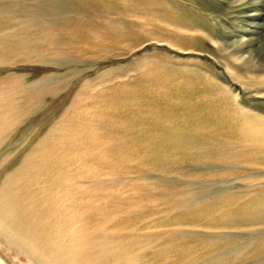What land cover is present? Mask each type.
Here are the masks:
<instances>
[{
  "label": "rangeland",
  "instance_id": "1",
  "mask_svg": "<svg viewBox=\"0 0 264 264\" xmlns=\"http://www.w3.org/2000/svg\"><path fill=\"white\" fill-rule=\"evenodd\" d=\"M18 86L21 146L132 264H264V0H0Z\"/></svg>",
  "mask_w": 264,
  "mask_h": 264
},
{
  "label": "bare ground",
  "instance_id": "2",
  "mask_svg": "<svg viewBox=\"0 0 264 264\" xmlns=\"http://www.w3.org/2000/svg\"><path fill=\"white\" fill-rule=\"evenodd\" d=\"M21 88L0 90L1 249L14 250L16 259H25L21 264H132L131 246L108 234L111 221L91 211L98 206L72 197L70 173L63 162L52 161L45 142L21 146L19 119L12 120L20 111L14 98Z\"/></svg>",
  "mask_w": 264,
  "mask_h": 264
}]
</instances>
